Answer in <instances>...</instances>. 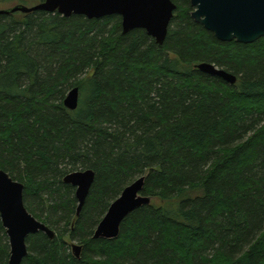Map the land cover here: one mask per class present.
Returning a JSON list of instances; mask_svg holds the SVG:
<instances>
[{"label":"trees","instance_id":"obj_1","mask_svg":"<svg viewBox=\"0 0 264 264\" xmlns=\"http://www.w3.org/2000/svg\"><path fill=\"white\" fill-rule=\"evenodd\" d=\"M172 1L162 46L142 29L125 34L120 16L0 14V171L56 234L29 236L22 264H264V38L221 42L194 22L191 0ZM87 170L95 181L78 215L64 178ZM141 177L151 204L118 238L94 239ZM9 259L0 219V264Z\"/></svg>","mask_w":264,"mask_h":264},{"label":"water","instance_id":"obj_2","mask_svg":"<svg viewBox=\"0 0 264 264\" xmlns=\"http://www.w3.org/2000/svg\"><path fill=\"white\" fill-rule=\"evenodd\" d=\"M195 23L212 32L221 42L236 41L250 45L264 38V0H191ZM172 0H46L28 7L17 5L10 10H0V14L18 12L58 13L65 18L84 16L89 20H100L111 16L122 18L125 34L145 30L159 46L165 43L171 22L176 11ZM199 71L218 76L228 84L234 85L237 77L215 65L203 63L195 66ZM80 101V89L73 88L64 100V106L76 111ZM95 181L92 170L74 172L64 178V183L76 188V198L81 212L90 189ZM145 177H141L122 192L111 204L107 214L94 233V239L113 240L118 238L124 219L135 210L151 204V198L142 194ZM25 187L14 181L8 173L0 171V219L9 238L10 259L8 264H22L28 256L27 239L40 232L51 240L55 232L37 220L25 207ZM76 258H80L82 247L72 246Z\"/></svg>","mask_w":264,"mask_h":264},{"label":"rangeland","instance_id":"obj_3","mask_svg":"<svg viewBox=\"0 0 264 264\" xmlns=\"http://www.w3.org/2000/svg\"><path fill=\"white\" fill-rule=\"evenodd\" d=\"M17 5L18 4L16 2H13V3H2V2H0V10H10L11 8H13V7L17 6ZM27 5H28V7H32L33 5H37V4L29 3ZM65 240L69 243L71 252H72V246L79 245L78 242H76V241H72L71 242L68 238L65 239Z\"/></svg>","mask_w":264,"mask_h":264}]
</instances>
